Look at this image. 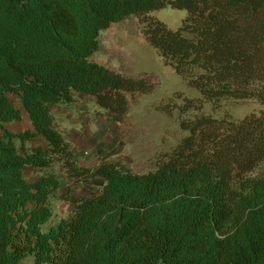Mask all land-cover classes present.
I'll list each match as a JSON object with an SVG mask.
<instances>
[{"label": "trees", "instance_id": "obj_1", "mask_svg": "<svg viewBox=\"0 0 264 264\" xmlns=\"http://www.w3.org/2000/svg\"><path fill=\"white\" fill-rule=\"evenodd\" d=\"M184 10L177 30L147 17ZM136 16L141 35L165 65L201 97L180 114L224 99L264 108V0H0V264H264V110L241 121L200 115L157 169L126 171L120 159L81 167L55 127L51 108L96 99L121 123L128 95L146 94L145 78L92 62L100 33ZM20 98L32 129L9 100ZM170 115V112L164 111ZM43 139L21 153L16 141ZM69 178L103 181L95 197H76L71 216L51 227L49 199ZM43 174L34 182L25 169Z\"/></svg>", "mask_w": 264, "mask_h": 264}, {"label": "rangeland", "instance_id": "obj_2", "mask_svg": "<svg viewBox=\"0 0 264 264\" xmlns=\"http://www.w3.org/2000/svg\"><path fill=\"white\" fill-rule=\"evenodd\" d=\"M147 17L162 22L170 30H177L186 12L165 7L149 13ZM142 19L132 16L101 32L100 48L90 59L116 73L145 78L152 85L151 91L146 94L127 96L128 112L121 123L113 122L110 115L99 110L96 99L86 94L78 95V102L74 105L51 108L55 127L70 144L81 167L94 168L105 161L120 159L126 171L147 174L155 171L181 139L188 135L180 128L182 120L205 115L237 122L251 115L259 116L264 110L252 99H224L203 103L200 110L190 109L180 114L179 110L187 106V101L200 100L201 97L146 43L140 32ZM8 97L13 106L21 111L22 119L5 127L13 133L31 130L20 98L12 94ZM164 111L170 112V115ZM16 144L21 153L30 152L36 146H46L40 138L24 143L16 141ZM53 171L59 177V188L49 199L52 217L42 226L43 232H48L71 216L74 208L71 199L95 197L103 186L99 178L67 177L61 164L54 165ZM24 173L28 182H34L43 174L39 169L31 168H26ZM262 173L264 164L253 176ZM20 264H33V258L28 257Z\"/></svg>", "mask_w": 264, "mask_h": 264}, {"label": "crops", "instance_id": "obj_3", "mask_svg": "<svg viewBox=\"0 0 264 264\" xmlns=\"http://www.w3.org/2000/svg\"><path fill=\"white\" fill-rule=\"evenodd\" d=\"M89 155V154H88ZM90 156V155H89ZM86 178H88V177H83V178H79V179H86Z\"/></svg>", "mask_w": 264, "mask_h": 264}]
</instances>
